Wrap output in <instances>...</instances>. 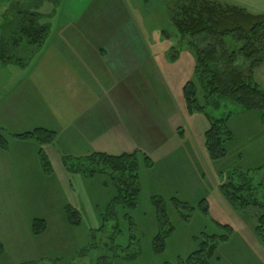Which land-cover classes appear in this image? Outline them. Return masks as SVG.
I'll list each match as a JSON object with an SVG mask.
<instances>
[{"label":"rangeland","instance_id":"rangeland-1","mask_svg":"<svg viewBox=\"0 0 264 264\" xmlns=\"http://www.w3.org/2000/svg\"><path fill=\"white\" fill-rule=\"evenodd\" d=\"M24 1L0 0V50L3 37L9 36L6 26L15 18L12 7ZM137 1L140 4L131 5L130 9L138 17L144 46L149 49L146 57H151L143 69L142 88L135 91L142 96V120L147 125L141 132L137 131L133 139L116 134L115 145L132 143L154 161L151 168L141 162L138 207L126 215L127 210L118 206L117 215L105 220L104 214L113 209L110 200L114 191L109 176L88 177L70 171L65 167V155L56 150L51 156L53 173L46 174L45 183L41 174L29 177L18 171L14 181L8 182L9 187L0 189L8 194L14 206L9 211L0 207V238L5 245L0 264L30 261L36 264H185L198 248L199 241L208 235L226 232L219 222L231 224L234 234L230 240L219 244L213 264H264V244L253 229L257 214L262 211L236 209L220 187L222 176L234 167L250 171L256 181L264 182L262 113L245 111L232 101H222L217 107L215 100H210L206 112L187 113L184 87L189 81L198 85L199 99L205 103L196 75L194 46L204 47L206 40L202 38L198 43L190 35L184 37L174 19L193 0ZM209 1L264 14V0ZM58 6L43 0L42 4L30 7L32 12L42 14L40 22L50 23L51 34L61 17L52 15ZM256 71V80L264 89V64ZM227 116H231L228 125L234 140L227 144L225 158L212 160L204 133L210 128V119ZM151 117L157 122L154 127L150 126ZM25 118V114L17 115L15 121L25 125ZM9 133L4 132L11 137ZM19 176L21 178L17 179ZM154 196L167 201V211L175 226L163 253L154 250V238L159 229ZM174 197L192 208L183 207L178 211L172 201ZM203 199L209 203V214L201 208ZM68 206L80 211V225L68 222ZM37 218L48 222V229L41 235L32 231V223Z\"/></svg>","mask_w":264,"mask_h":264},{"label":"crops","instance_id":"crops-1","mask_svg":"<svg viewBox=\"0 0 264 264\" xmlns=\"http://www.w3.org/2000/svg\"><path fill=\"white\" fill-rule=\"evenodd\" d=\"M136 3L61 0L52 14L61 15V21L38 57L28 65L0 62V131L11 136L9 148L0 147V189L9 187L18 171L29 177L41 174L45 183L42 148L50 160L56 150L65 157H82L139 148L127 142L115 145L116 134L133 139L147 125L142 96L135 91L142 88L143 69L151 57H146L150 52L130 9ZM260 65L254 69L255 80ZM186 111L190 113L188 107ZM23 114L25 125H18L15 118ZM156 125L151 117L150 126ZM39 127L57 132L53 144L13 137ZM1 206L5 211L14 208L6 192H0Z\"/></svg>","mask_w":264,"mask_h":264},{"label":"trees","instance_id":"trees-1","mask_svg":"<svg viewBox=\"0 0 264 264\" xmlns=\"http://www.w3.org/2000/svg\"><path fill=\"white\" fill-rule=\"evenodd\" d=\"M59 5L61 0H50ZM43 0H25L21 5L12 7L15 18L6 26L9 36L2 39L0 50L1 62H14L28 65L42 52L51 36L50 23H42L41 13L32 12L33 5L42 4ZM30 9V10H29ZM175 24L184 37L190 35L198 43L206 40V45L194 46L196 53V75L204 94L205 103L199 99L198 85L189 81L184 87V95L190 113L206 112L210 100L219 105L222 101H232L245 111L259 110L264 124V89L255 80L254 69L264 64V14H254L232 4L209 0H193L185 5L176 16ZM199 40V41H198ZM218 107V106H217ZM231 116L210 119V128L205 132V146L212 160L227 156V144L234 140V133L229 127ZM10 135V134H8ZM24 139H34L42 146L53 144L57 132L39 127L32 131L13 135ZM0 147L9 148L8 136L0 131ZM42 166L46 173L53 172L52 162L42 148L39 152ZM147 167L154 166L153 159L139 150L110 154L101 151L92 152L82 157L64 158L65 167L73 172H81L88 177L108 175L113 185L110 212L104 219L116 216L115 209L122 206L128 211L135 210L141 195V162ZM260 169V168H259ZM222 194L236 209L249 208L261 210L257 214L254 231L259 241L264 244V182L256 181L250 171L234 167L222 176L220 184ZM157 211L159 229L154 238V250L163 253L167 240L174 232L167 211V201L160 196L152 197ZM180 211L189 204L172 198ZM205 214H209V203L203 199L200 203ZM66 218L72 225H80L81 213L68 206ZM247 217V215H245ZM226 232L220 235H208L199 241L198 248L192 252L185 264H213L220 243L230 240L234 227L228 223H218ZM48 229L45 219L37 218L32 223L35 235H41ZM5 253V245L0 238V257ZM23 264H36L34 261Z\"/></svg>","mask_w":264,"mask_h":264}]
</instances>
